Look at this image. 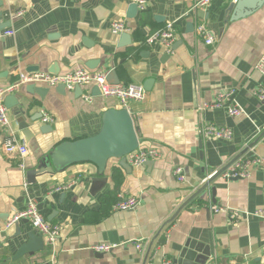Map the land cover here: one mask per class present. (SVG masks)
Wrapping results in <instances>:
<instances>
[{
    "label": "crops",
    "instance_id": "obj_1",
    "mask_svg": "<svg viewBox=\"0 0 264 264\" xmlns=\"http://www.w3.org/2000/svg\"><path fill=\"white\" fill-rule=\"evenodd\" d=\"M194 1L147 0L145 10L130 15L129 0H0L1 86L16 82L22 72L114 71L119 84L144 87V98L129 100L127 109L139 148L159 154L128 170L111 158L103 172L79 163L42 173L44 158L58 143L95 134L103 112L122 107L93 85L82 86V93L59 85H20L10 94L19 98L32 135L25 138L19 130L17 107H7L13 130L30 152L6 153L0 125V264H264V218L254 215L264 210V165L252 166L248 178L220 174L191 198L211 172L236 157H264V101L253 94L264 80L255 69L264 53V0H247L241 13L229 8L230 0H211L200 9L193 8ZM116 21L128 27L125 44L110 29ZM169 22L176 30L170 53L144 42ZM199 24L214 34L213 45L197 36ZM8 30L13 34L6 35ZM229 88L245 115L203 108ZM43 116L51 121L43 123ZM202 123L229 128L232 136L203 139L197 133ZM178 166L184 169L182 181L173 173ZM70 180V188L56 189ZM119 193L140 204L115 211ZM29 200L48 222L60 225L53 245L26 220L6 227ZM28 232L41 235L43 245L16 255ZM139 242L143 250L135 247ZM101 244L116 247L94 250Z\"/></svg>",
    "mask_w": 264,
    "mask_h": 264
},
{
    "label": "built area",
    "instance_id": "obj_2",
    "mask_svg": "<svg viewBox=\"0 0 264 264\" xmlns=\"http://www.w3.org/2000/svg\"><path fill=\"white\" fill-rule=\"evenodd\" d=\"M131 3L136 4L138 10H145L147 0H129ZM211 0H195L193 4L194 9L206 7ZM236 2L237 0H230ZM110 29L115 34H120L128 31V27L123 22H112ZM204 44L213 45L215 42L214 34L204 25L199 24L195 30ZM6 35L13 34V31H5ZM176 39V30L172 22H169L163 28L149 33L144 42L153 46L160 44L166 53H170L172 44ZM255 69L264 77V53L259 57L255 64ZM30 83H41L49 86L63 84L67 89H73L75 86L93 85L97 87L99 93L103 97H113L118 100L122 108L127 109L129 100H142L145 95V89L142 85L134 84H114L108 81L107 72L105 71H89L85 68H74L73 70L64 74H51L43 71L36 72H22L18 76V80L6 86L0 85V125L6 130L4 139V150L6 153H17L21 157L27 155L30 151L24 143H22L15 130H13L8 108L4 104V97L7 94L15 92L20 85ZM253 94L261 101H264V80L253 91ZM87 101L91 100L92 96L88 93L85 96ZM203 108H225L230 116L238 117L245 115L243 108L239 105L235 98V90L232 88L220 90L216 93L213 101L205 104ZM51 121L47 116H43L42 122L46 123ZM197 133L203 139H230L232 131L229 128L218 127L209 123L199 124ZM159 154L154 149L138 148L127 155L128 163L135 168L143 166L147 160L157 157ZM264 165V157H249L238 158L230 166H228L221 175L225 179L233 178H248L251 174V167L255 165ZM217 170L211 172L208 176L215 174ZM179 181L184 180V169L180 166L176 167L173 171ZM76 180V179H75ZM74 180L64 182L57 185V190H66L72 186ZM140 204V200L133 196H124L119 193L117 200L113 205L115 211H132ZM214 211L221 210L218 206H213ZM237 215V213L230 214V216ZM254 215L264 218V210L254 213ZM21 220L28 221L33 228L43 236L46 244L53 245L59 237L61 227L59 224H52L48 222L41 214L36 202L29 200L26 207L15 211L9 218L6 227L11 226ZM114 245L101 244L94 246V250L98 252H107L115 248ZM137 249L143 250V244L136 243ZM264 252V249H263Z\"/></svg>",
    "mask_w": 264,
    "mask_h": 264
},
{
    "label": "water",
    "instance_id": "obj_3",
    "mask_svg": "<svg viewBox=\"0 0 264 264\" xmlns=\"http://www.w3.org/2000/svg\"><path fill=\"white\" fill-rule=\"evenodd\" d=\"M247 0H237L231 2L229 8L239 10L240 7L246 4ZM258 3L260 0H256ZM257 3V4H258ZM249 7L255 9L257 6ZM246 6V5H245ZM130 15H134L137 12L136 4H132L129 9ZM129 34L126 32L121 33V38L129 41ZM113 77V78H112ZM107 79L111 83L118 84L119 79L117 78L114 71L107 73ZM63 89V84L59 85ZM82 93V87L77 85L74 87ZM96 88L97 94L99 90ZM34 90V87H32ZM37 91V90H35ZM4 104L6 107L11 108L16 106L17 113L15 114L18 128L23 132L25 138L32 135L29 130V124L23 117V111L20 106L19 98L14 94H9L4 97ZM10 102V104H9ZM33 120V119H32ZM139 134L135 131L133 120L130 112L126 108H108L102 114V123L100 129L93 135L84 138H79L72 141H62L58 143L51 154L44 158L41 164L42 173H54L67 166L79 163H91L95 165L99 172H103L106 167L107 161L111 158L118 159L119 164L128 170L131 165L127 161V155L139 148ZM232 160L226 167L218 169L200 188L195 192L191 198L199 195L203 192L209 184L220 175L228 166H230L235 160ZM31 173H33L31 171ZM215 188L212 187V194H214ZM189 198V200L191 199ZM188 201V200H187ZM187 203V202H185ZM39 208V207H38ZM27 241L23 243L17 250L16 255L28 253L33 249L34 245L41 243L43 245V238L41 235L38 237L33 232L27 233Z\"/></svg>",
    "mask_w": 264,
    "mask_h": 264
}]
</instances>
